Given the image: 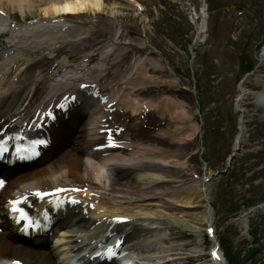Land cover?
Returning <instances> with one entry per match:
<instances>
[{
  "label": "bare ground",
  "instance_id": "obj_1",
  "mask_svg": "<svg viewBox=\"0 0 264 264\" xmlns=\"http://www.w3.org/2000/svg\"><path fill=\"white\" fill-rule=\"evenodd\" d=\"M117 8L112 0H0V36L6 40L0 45V134L26 121L44 95H62L78 83L97 84L112 96L108 103L116 105L106 125L103 114L93 122H75L78 127L57 139V151L8 174L9 184L0 196V264H58L52 245L40 249L20 240L4 205L36 189L76 184L88 196V206L83 201L73 208L80 212L78 220L66 223V234L76 242L99 233L107 218L125 214L141 222L127 238L144 228L146 264H226L221 252L220 261L207 260L205 239L196 244V234L203 235L206 225L215 223V210L205 179L187 172L198 150L193 141L201 131L194 95L181 87L175 70L167 75L165 59L148 40L118 22ZM107 9L111 15L105 14ZM9 10H18L22 18L40 12L43 18L14 27ZM201 11L200 30L205 33L209 13L204 5ZM260 55L264 63V47ZM248 83L239 86L238 101ZM257 96L264 101V92ZM106 127L124 129L118 136L123 144L108 163L100 159L103 151L93 150L104 145L100 131ZM234 144L232 154L237 155L245 145L242 134ZM257 211L238 219L245 233ZM178 239H189L188 245L171 243ZM192 246L195 254L185 256Z\"/></svg>",
  "mask_w": 264,
  "mask_h": 264
},
{
  "label": "rangeland",
  "instance_id": "obj_2",
  "mask_svg": "<svg viewBox=\"0 0 264 264\" xmlns=\"http://www.w3.org/2000/svg\"><path fill=\"white\" fill-rule=\"evenodd\" d=\"M138 1L145 11L131 0H112L118 7L119 15L115 17L130 30L148 38L168 59L164 62L167 74L175 69L181 87L194 95L196 117L202 130L193 141L199 148L187 172L199 171L201 177L210 174L215 177L208 189L218 238L223 243L226 241L223 250L230 251L239 264H264V213L253 215L249 233L242 231L238 223L247 211V204L264 202V150L258 155L251 154L264 146L261 143L264 126L257 128L261 113L255 108L245 118L251 132L247 154L243 153V157L221 173L228 167L241 123L237 111L240 106H236L237 86L246 78L249 66L258 73L260 49L264 44V0H207L208 39L202 45L197 44L201 25L196 21L201 0ZM11 13L23 20L18 10ZM105 14L111 15V11L107 9ZM40 15L39 12L26 16L40 18ZM253 100L248 96L245 101ZM249 132L244 130L246 140ZM251 166L254 168L250 169ZM201 242L197 235L196 244L200 246ZM210 248L208 244L207 251ZM143 262L139 258L135 263Z\"/></svg>",
  "mask_w": 264,
  "mask_h": 264
},
{
  "label": "snow or ice",
  "instance_id": "obj_3",
  "mask_svg": "<svg viewBox=\"0 0 264 264\" xmlns=\"http://www.w3.org/2000/svg\"><path fill=\"white\" fill-rule=\"evenodd\" d=\"M81 86H82V87H86L85 85H81ZM40 143H44V141H40ZM2 184H3V181H0V185H2ZM57 191H61V190H60V189H57ZM36 194H37V196L40 197V198H43L44 196L47 195V193H41V192H37ZM73 202H75V201H73ZM12 203H13V205H16V204H18L19 202H18V201H13ZM13 211H14V212H18V211H20V210H19L17 207H13ZM115 219H116L117 222H122L124 218H122V217H116ZM210 231H211V230H210ZM120 243H121V242L118 241V242H117V246H119ZM108 251H109V252H112V249H108ZM113 255H115V253H113Z\"/></svg>",
  "mask_w": 264,
  "mask_h": 264
}]
</instances>
